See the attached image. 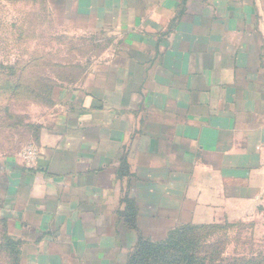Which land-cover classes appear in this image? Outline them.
Returning a JSON list of instances; mask_svg holds the SVG:
<instances>
[{"label":"crops","instance_id":"1","mask_svg":"<svg viewBox=\"0 0 264 264\" xmlns=\"http://www.w3.org/2000/svg\"><path fill=\"white\" fill-rule=\"evenodd\" d=\"M46 4L72 32L32 46L31 96L0 107V223L25 264H125L138 235L161 241L253 203L264 0ZM68 35L81 39L78 59ZM29 145L34 168L18 158Z\"/></svg>","mask_w":264,"mask_h":264},{"label":"rangeland","instance_id":"2","mask_svg":"<svg viewBox=\"0 0 264 264\" xmlns=\"http://www.w3.org/2000/svg\"><path fill=\"white\" fill-rule=\"evenodd\" d=\"M48 8L47 4L44 5V0H0V107L10 105L11 108H19L10 102L8 94L12 86L6 81L10 77L24 80V84L21 82L22 84L18 85L15 97L22 96L19 92H26L31 96L32 85L29 84V78H32V55L33 57L39 55L38 51L32 53V46L40 48L56 42L50 37L52 32L69 34L72 32L71 29L66 31L67 27L62 26L59 17H55V12H50ZM32 33L35 34L34 37ZM68 36L70 38L66 37L63 45L70 46L71 55L78 59L81 56L79 46L81 39L74 35ZM27 84L28 87L24 88L23 85ZM216 224L220 227L201 235V243L197 246V252L201 257L206 256L207 260L213 257L216 262L224 263L226 260L248 257L264 258V190L252 204L245 206L243 210L225 214ZM2 229L3 224L0 223V235ZM141 229L143 233L151 234L153 237L158 235V230L148 225H143ZM22 247V244H19L20 264H25L22 261ZM15 256L1 250L0 264H15L16 260H13Z\"/></svg>","mask_w":264,"mask_h":264},{"label":"trees","instance_id":"3","mask_svg":"<svg viewBox=\"0 0 264 264\" xmlns=\"http://www.w3.org/2000/svg\"><path fill=\"white\" fill-rule=\"evenodd\" d=\"M13 78L17 80L13 82ZM6 81L9 86H12L10 94L17 93L18 85L24 84L23 78L14 76ZM23 87H28V84L26 86L23 85ZM30 93L32 94V88L30 89ZM126 208V211L122 215L127 225L131 229H135L134 207L128 204ZM218 227L220 226L216 223L182 225L169 231L161 241H152L138 235L133 248L128 253L125 264H264V258L262 257L226 260L225 263L224 261L216 262L213 257L211 260H207L206 256L201 257L197 252V246L201 243V235L207 233L208 230ZM0 236V252L1 250H6L10 254H15L16 256L13 260H16L15 264H20V242L7 234L4 225Z\"/></svg>","mask_w":264,"mask_h":264},{"label":"built area","instance_id":"4","mask_svg":"<svg viewBox=\"0 0 264 264\" xmlns=\"http://www.w3.org/2000/svg\"><path fill=\"white\" fill-rule=\"evenodd\" d=\"M18 156L26 168H34L37 164L38 152L32 145L24 147Z\"/></svg>","mask_w":264,"mask_h":264}]
</instances>
